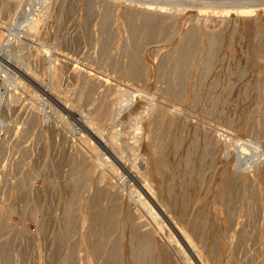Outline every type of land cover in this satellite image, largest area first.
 <instances>
[{
    "label": "rangeland",
    "instance_id": "374dc122",
    "mask_svg": "<svg viewBox=\"0 0 264 264\" xmlns=\"http://www.w3.org/2000/svg\"><path fill=\"white\" fill-rule=\"evenodd\" d=\"M261 3L0 0V264L94 263L82 239L89 222L83 226L81 216L91 197L108 185L140 216L135 229L125 222L129 240L130 232L154 231L173 250L175 264H264V6L250 16L236 12ZM149 4L156 10L146 16ZM77 67L84 74L80 79ZM85 73L97 76L95 88H87ZM108 91L118 106L130 107L115 121L97 117L100 134L120 131L129 160L136 158L130 143L137 114L125 119L131 109L146 112L160 103L187 119L176 134L155 133L157 150L169 154L171 172H148L173 222L155 200L153 217L134 204L145 184L120 167L110 169L111 157L87 132L88 111L104 113L99 103ZM57 96L68 101L58 104ZM203 131L220 143L205 147ZM146 158L140 155L139 165H146ZM89 160L93 170L87 175ZM132 236L141 256L140 235ZM150 257L142 256V264H150Z\"/></svg>",
    "mask_w": 264,
    "mask_h": 264
},
{
    "label": "bare ground",
    "instance_id": "6f19581e",
    "mask_svg": "<svg viewBox=\"0 0 264 264\" xmlns=\"http://www.w3.org/2000/svg\"><path fill=\"white\" fill-rule=\"evenodd\" d=\"M252 1V0H251ZM23 3V2H22ZM258 5H263L264 3L261 4H248L246 6H244V8H238L236 10V12L242 16H250L252 14H254L256 12V7ZM157 7V6H156ZM203 6H201L202 8ZM204 7H210V6H204ZM212 7V6H211ZM19 8V7H18ZM155 5L154 4H149L146 9L144 10V15L146 16H150L151 14L153 15V13L155 12ZM34 11V10H33ZM206 11V10H205ZM217 11V10H216ZM30 12V11H29ZM32 12V11H31ZM30 12V13H31ZM162 12V11H161ZM223 12H230L229 10H224ZM234 12V11H232ZM24 13V12H23ZM203 13V12H202ZM217 13V12H216ZM34 15V14H33ZM24 16V15H23ZM29 17V16H27ZM25 18V17H24ZM150 18V17H149ZM27 20V19H25ZM24 21V20H23ZM159 23V22H158ZM145 31V30H144ZM4 33V32H2ZM148 31L145 32V34H147ZM151 34V33H150ZM153 35V33H152ZM2 36V35H1ZM3 36L5 37V35L3 34ZM192 36V35H191ZM153 38V37H152ZM4 41V40H3ZM185 45V44H184ZM190 45V44H189ZM194 48V47H193ZM2 51V50H1ZM191 51V50H190ZM5 52V51H4ZM3 52V53H4ZM6 56V55H5ZM8 58V57H7ZM182 58V57H181ZM18 60V59H17ZM187 60V58H186ZM13 61V60H12ZM2 62V61H1ZM19 62V61H18ZM180 62V61H179ZM184 62V61H181ZM213 62V61H212ZM16 63V62H15ZM181 64V63H180ZM18 65V64H17ZM32 67V66H31ZM22 70V67H20ZM19 68V69H20ZM58 68V67H57ZM172 69V68H171ZM186 69V68H185ZM183 70V69H182ZM77 73L78 78L80 79L81 77H83L82 75V70H75ZM31 72V71H30ZM57 72V70H56ZM59 72V70H58ZM34 73V72H33ZM32 73V74H33ZM36 73V72H35ZM95 73V72H94ZM26 74V73H25ZM31 73L28 75L34 76ZM51 74V73H50ZM87 73H85L86 75ZM37 75V74H36ZM55 75V74H54ZM90 74H87L86 77L84 79L88 80L87 83H89V87L87 88H95V81L97 80V76H94L93 74H91L90 76H88ZM189 75V74H188ZM30 76V77H31ZM55 77V90L58 89V81L59 80V75L58 73L54 76ZM135 77V76H134ZM33 78V77H31ZM88 78V79H87ZM101 78V77H100ZM36 79V78H34ZM40 79V78H39ZM42 79V78H41ZM38 79H36L37 81ZM101 80V79H100ZM104 80V79H103ZM41 81V80H39ZM83 83L84 80H82ZM106 81H102L103 82H107ZM177 81V80H176ZM20 82V81H19ZM34 82V80H33ZM53 82V81H52ZM21 83V82H20ZM36 83V82H35ZM41 83V82H40ZM25 84V83H24ZM29 84V83H28ZM51 84V83H50ZM42 85V84H41ZM99 85V83H98ZM262 85V84H260ZM30 86V84H29ZM28 86V87H29ZM38 86V84L36 85ZM53 86V85H52ZM44 87V86H42ZM49 87V86H47ZM51 87V85H50ZM264 87V86H263ZM116 88V87H115ZM212 88V87H211ZM255 88V86H254ZM40 89V88H39ZM45 89V87H44ZM42 89V90H44ZM53 89V87L51 88ZM50 89V90H51ZM262 89V88H261ZM64 90V89H63ZM213 90V89H212ZM30 91V90H29ZM47 92V90H45ZM49 91V90H48ZM165 91V90H164ZM259 91V90H258ZM44 92V91H43ZM53 92V90H52ZM120 92V90H119ZM262 92V91H260ZM31 93V92H30ZM57 93V92H56ZM124 93V92H123ZM45 94V92H44ZM59 94V93H58ZM111 94L110 91L107 92V94L105 93L103 95V98L101 100V102L99 103V106L101 105L103 107L104 113L101 112H96L95 110L92 111H88L87 113V117L85 119H87V123L89 124L90 129H88L87 132H92V137H94V139L96 140L95 142H97L99 144L100 147H102L103 151L107 153V155L109 154V156L112 158V160H110L109 158L107 159V166L109 164L110 169L116 171L117 168H121L123 169L124 173L127 174L128 177H130L131 179L135 180L136 183L141 182V184H145L142 185L145 189H142V193L140 192L139 195V200L135 201L134 204L137 206V203L139 202L140 205H142L143 208H146L148 210V212H150V214H152L153 216H157L158 215V210L155 214V209L153 207V205L157 206L156 202H159L162 204L163 207H165L166 209L163 210L161 209L160 206V213L164 215L167 214V216L169 214H171L172 212L168 209V205H166L165 203V199L162 196L161 193L155 191L151 184H150V179L148 180V172L149 171H154L155 173H158L159 175H164L168 172H171V162L169 161V154H161L158 150H157V146L155 144V133L159 132V133H163L164 135H171V134H176L177 132L183 130L186 126V118L181 115L180 113H178L177 111H175V109H171L170 107L166 106V105H162L160 103H154L152 102V106H150L151 108L146 110V112H140L138 113L137 111V107L135 109H131L126 117V118H130L132 115L137 114V117L134 118L135 122L133 125V128L135 129L136 132H134L132 139V142L130 143L132 145V147H134L135 149V155L136 158L133 160H129L126 156L123 155V148H121L122 144L119 143L120 139L118 138V135L120 134V131H113V133L109 136L105 138V134L101 135L100 131H102L97 123V117H102V119H106V120H116L117 118L120 117V115H123L124 113L123 110L127 109L128 107H130L129 105H121L118 106L117 104V100L116 99H109L108 96ZM166 94V93H165ZM261 94V93H260ZM47 95V93H46ZM54 95V94H53ZM61 95V92H60ZM164 95V94H163ZM36 96V95H35ZM45 96V95H44ZM49 96V94H48ZM54 97V96H53ZM42 98V97H41ZM44 98V97H43ZM52 98V97H51ZM50 98V99H51ZM58 100V104H63L64 101H66V97L63 98L61 96H57L56 97ZM119 99V98H118ZM53 101V99H51ZM47 101V100H46ZM61 101H63V103H61ZM68 101V100H67ZM66 101V102H67ZM119 101V100H118ZM264 101V100H263ZM70 102V101H69ZM121 102V101H119ZM180 102V101H179ZM51 103V102H50ZM81 103V102H80ZM57 104V103H56ZM77 104V103H76ZM82 104V103H81ZM46 105V104H45ZM48 105V104H47ZM74 105V104H73ZM72 105V106H73ZM60 106V105H59ZM63 106V105H62ZM71 106V108H72ZM75 106V105H74ZM73 106V107H74ZM80 106V105H79ZM66 107H70V106H64V108ZM51 108V107H50ZM53 108V107H52ZM67 108V109H68ZM70 108V109H71ZM76 108V106H75ZM134 108V107H133ZM149 108V107H148ZM14 109V108H13ZM74 109V108H73ZM82 109V108H81ZM52 110V109H50ZM58 110V109H57ZM83 110V109H82ZM133 110V111H132ZM56 111V110H55ZM60 111V109H59ZM59 111H58V116H59ZM66 111V110H65ZM72 111V109H71ZM74 111V110H73ZM77 112V111H76ZM70 113V112H69ZM74 113V112H73ZM79 113V112H78ZM85 113V111H84ZM210 113V112H209ZM208 114V113H207ZM63 115V114H62ZM73 115H76L73 114ZM65 116V115H64ZM78 116V115H76ZM82 116V115H81ZM30 117V116H29ZM61 117V115H60ZM75 117V116H74ZM124 117V116H123ZM84 118V117H83ZM81 118V123L82 121L85 122V120ZM80 119V118H77ZM44 120V119H43ZM32 122V121H31ZM79 122V121H77ZM66 123V122H65ZM86 123V122H85ZM83 123V124H85ZM36 124V123H35ZM76 124V123H75ZM264 125V124H263ZM84 126V125H83ZM82 127V125H81ZM83 128V127H82ZM103 129V128H102ZM31 130V129H30ZM57 130V129H56ZM83 130V129H82ZM86 130V128H85ZM84 130V131H85ZM90 130V131H89ZM116 130V129H115ZM204 130V129H203ZM81 131V130H80ZM112 132V131H111ZM203 137H204V141H205V147L206 145H213L216 146L218 145V143H220V138L218 139H214L211 136L208 138V132L203 131ZM85 133V132H83ZM96 133H98L100 136H98ZM102 133V132H101ZM133 133V132H132ZM213 133V132H212ZM131 134V133H130ZM214 134V133H213ZM85 135V134H84ZM132 135V134H131ZM199 135V134H198ZM79 136V135H78ZM82 136V134H81ZM223 136V135H222ZM84 137V136H83ZM89 137H86L90 138ZM157 137V136H156ZM216 137V136H215ZM65 138V137H64ZM81 139V138H80ZM91 140L93 138H90ZM93 139V141H94ZM157 139V138H156ZM83 140V139H82ZM85 140V139H84ZM87 140V142H88ZM175 140V139H174ZM264 140V139H263ZM91 142V141H90ZM88 142V143H90ZM121 142V141H120ZM172 144H174L175 142L171 141ZM83 143V142H82ZM91 144V143H90ZM92 145V144H91ZM94 145V144H93ZM128 145V144H127ZM84 146V145H83ZM96 146V145H94ZM124 146V145H123ZM122 146V147H123ZM126 146V145H125ZM214 149H216V147H213ZM223 146L219 144V147ZM98 147V146H97ZM89 148V147H88ZM126 148V147H125ZM211 148V147H210ZM209 148V149H210ZM220 149V148H219ZM94 152L95 154H100L98 148L94 147ZM123 150V151H122ZM221 150V149H220ZM224 150V149H223ZM90 151V150H89ZM219 151V150H218ZM217 151V152H218ZM126 152V151H125ZM214 152V151H211ZM94 154V155H95ZM105 154V153H104ZM145 154L147 155V158L145 159L146 161V165H139L138 162V158L140 157V155ZM213 154H217V153H213ZM223 154V153H220ZM93 156V155H92ZM222 156V155H220ZM96 157V156H94ZM108 157V156H107ZM98 158V157H97ZM39 159V158H38ZM91 159V158H90ZM100 161V160H99ZM54 163V162H53ZM99 163V162H98ZM103 162H101L102 164ZM93 162L91 160L86 161L84 163L86 169V173L87 175L90 174V172H92L93 168L92 165ZM103 165V164H102ZM106 165V164H105ZM104 165V166H105ZM145 167V170L142 168ZM33 169V168H32ZM84 170V168H83ZM91 170V171H90ZM88 171V172H87ZM78 172V171H77ZM26 173V172H25ZM111 173V172H110ZM123 173V172H122ZM151 173V172H150ZM149 173V174H150ZM101 174H103L102 176L100 175V179L105 180L106 179V173L105 172H101ZM114 174V173H113ZM153 174V173H151ZM157 174V175H158ZM263 174V178H264V172ZM33 175V174H32ZM124 176V175H123ZM126 176V177H127ZM151 176V175H150ZM149 176V177H150ZM111 177V176H110ZM127 177V178H128ZM32 178V177H31ZM240 178V177H239ZM118 179V178H117ZM124 179V178H123ZM108 181V180H107ZM110 181V180H109ZM115 181V180H114ZM123 181V180H122ZM131 183V182H130ZM133 183V182H132ZM31 184V183H30ZM105 184V183H104ZM232 184V183H230ZM107 185V184H106ZM18 186V185H17ZM45 186V185H44ZM122 188V187H121ZM138 188V187H137ZM23 189V188H22ZM77 189V188H76ZM118 189V188H117ZM67 190V189H66ZM120 190V189H119ZM146 190V191H145ZM149 190V191H147ZM154 190V191H153ZM5 191V189H4ZM46 191V190H45ZM138 191V190H137ZM153 194V195H149V193ZM54 193V192H53ZM96 193V192H95ZM138 193V192H135ZM4 194V193H3ZM144 194V195H143ZM78 195V194H77ZM121 194L120 192H118V190H116V188H113V186H107V187H101L99 188V190L97 191L96 197L92 198L89 200L88 203V208L86 209L88 211V213L82 214L81 216V220H82V225L85 226V224L87 222H89V225L87 228L88 230H86V233L83 232L82 234V239L84 241L87 240L86 242V246L87 243L89 245L88 248V255L89 257H94L95 262L92 264H142L141 262V258L142 256H146L147 253H149L151 255L149 263L150 264H175V259L173 257V250L172 249H168V247H166L162 242L160 243L156 238H155V232L152 230H144V231H140L141 233H134V232H130L131 236H130V240H129V236L128 233L126 231V226H125V222L128 221L131 224L132 229H135V227L139 226L138 222H134L135 219H138L140 216H136V212H133L131 209L126 208V204H124V201H122L121 198ZM69 200V199H68ZM99 200V202H98ZM155 200V201H153ZM102 201H104V203H102ZM110 203L109 205H107V203ZM152 202V204H151ZM66 203V202H65ZM75 204V203H74ZM68 205V204H67ZM70 205V204H69ZM85 206V205H83ZM159 206V204H158ZM82 207V206H81ZM87 207V206H85ZM61 209V208H60ZM83 210V209H82ZM155 210V211H153ZM137 212H139V209H136ZM82 212V211H81ZM3 213V212H2ZM139 214V213H138ZM140 215V214H139ZM125 216V217H124ZM172 216V222H173V215ZM171 216H168L169 219ZM71 218V217H70ZM80 218V217H79ZM68 219V218H67ZM155 221L160 224L159 219H157L156 217L154 218ZM175 219V218H174ZM71 220V219H70ZM136 221V220H135ZM175 221V220H174ZM165 222V220H164ZM68 223L67 222V227H68ZM136 225H135V224ZM162 223V222H161ZM143 225V224H141ZM177 225V224H176ZM62 226V225H61ZM117 228L118 230V236L115 239H112V235L114 233V228L111 229L112 227ZM67 227L66 230H67ZM86 227V226H85ZM73 228V227H72ZM86 228V229H87ZM183 229V228H182ZM69 230V229H68ZM65 233V232H64ZM181 233V232H180ZM183 233L186 234V232L184 231ZM132 234H134L135 236L140 235L139 238H137L139 247H142V254L140 256V252H139V248L135 249L134 247H132L131 245V239H133L134 237L132 236ZM183 235V234H182ZM60 236V235H59ZM189 236V235H188ZM61 238V237H60ZM183 238L185 239V237L183 236ZM86 239V240H85ZM187 239V238H186ZM190 239V238H188ZM187 239V240H188ZM186 240V241H187ZM188 242V241H187ZM185 243V242H184ZM189 244V243H187ZM190 245V244H189ZM193 247V246H192ZM179 249V248H178ZM194 249V253H197L195 248ZM184 250V249H183ZM179 251V250H178ZM175 252V251H174ZM185 253V252H184ZM178 254H180V252H178ZM177 254V255H178ZM199 254V253H197ZM184 255V254H183ZM179 258V257H178ZM200 259V258H199ZM198 259V260H199ZM93 260V261H94ZM186 260V259H185ZM184 260V261H185ZM183 261V260H182ZM177 262V261H176ZM181 262V261H180ZM183 263V262H182ZM188 264V262H186ZM185 263V264H186ZM208 263V262H207ZM65 264H69L68 261L65 262ZM177 264V263H176Z\"/></svg>",
    "mask_w": 264,
    "mask_h": 264
}]
</instances>
